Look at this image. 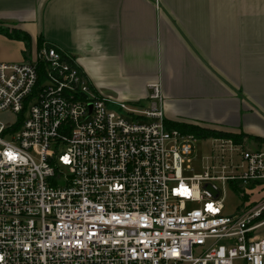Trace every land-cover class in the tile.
<instances>
[{
    "label": "built area",
    "instance_id": "obj_1",
    "mask_svg": "<svg viewBox=\"0 0 264 264\" xmlns=\"http://www.w3.org/2000/svg\"><path fill=\"white\" fill-rule=\"evenodd\" d=\"M37 57L40 87L35 59L0 63V264H264V148L209 139L192 175L198 140L166 128L158 84L115 102L60 50Z\"/></svg>",
    "mask_w": 264,
    "mask_h": 264
},
{
    "label": "crops",
    "instance_id": "obj_2",
    "mask_svg": "<svg viewBox=\"0 0 264 264\" xmlns=\"http://www.w3.org/2000/svg\"><path fill=\"white\" fill-rule=\"evenodd\" d=\"M0 22L32 60L40 39L71 57L99 96L143 106L158 84L167 122L264 148V0H0ZM24 52L0 35V63Z\"/></svg>",
    "mask_w": 264,
    "mask_h": 264
},
{
    "label": "trees",
    "instance_id": "obj_3",
    "mask_svg": "<svg viewBox=\"0 0 264 264\" xmlns=\"http://www.w3.org/2000/svg\"><path fill=\"white\" fill-rule=\"evenodd\" d=\"M0 35L3 37H6L9 40H16L19 41L21 43H23L24 48H25V52H24V61L27 62L29 61L30 58V44H31V38L30 36H28L27 33L17 29V28H13V27H8V26H4L3 23L0 22ZM43 48H54L52 45H49L47 43H45L42 39L37 41V45H36V50L37 53L36 55L38 56V54L41 53V49ZM62 58L67 61L69 64H73L74 65V61L73 59L70 57H68L67 55H65L64 53H62ZM35 65H36V70H37V76H38V84L37 86L40 87L42 86V84L45 82V77H46V70L48 69L47 64H45V62L43 60H36L35 61ZM83 75V74H82ZM84 76V75H83ZM165 126L167 129H176L179 132H181L182 134H190L192 135L195 139H197L198 141H202V140H209V139H216V138H224V139H232L235 143H242L245 138L247 137L246 135H241V134H234V133H227L225 131L222 130H214V129H210L207 127H200L198 125H194L191 123H182V122H165ZM253 141L261 143L263 142V140L260 139V141L258 139H254Z\"/></svg>",
    "mask_w": 264,
    "mask_h": 264
},
{
    "label": "rangeland",
    "instance_id": "obj_4",
    "mask_svg": "<svg viewBox=\"0 0 264 264\" xmlns=\"http://www.w3.org/2000/svg\"><path fill=\"white\" fill-rule=\"evenodd\" d=\"M37 55L35 56V60H37ZM31 57L29 58V61H31ZM113 111H118L116 108L113 109ZM0 118L5 122L7 121H12L13 116L10 114H3L0 115ZM212 142L211 140H202V141H197L195 143L194 149H193V153L191 158H194V162H192L190 164V167H192L193 171L190 172L192 175L193 174H201V166H202V162H203V158L210 155L211 149H212ZM188 164H186L185 167H187ZM263 196V193H261L260 195L251 197V199L249 200V202H258ZM224 214L225 215H232L236 208L238 206H240V204H242L241 199L239 198L238 194L235 193L232 190H228L224 199Z\"/></svg>",
    "mask_w": 264,
    "mask_h": 264
},
{
    "label": "snow or ice",
    "instance_id": "obj_5",
    "mask_svg": "<svg viewBox=\"0 0 264 264\" xmlns=\"http://www.w3.org/2000/svg\"><path fill=\"white\" fill-rule=\"evenodd\" d=\"M209 207H211V206H209Z\"/></svg>",
    "mask_w": 264,
    "mask_h": 264
}]
</instances>
